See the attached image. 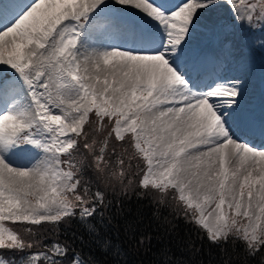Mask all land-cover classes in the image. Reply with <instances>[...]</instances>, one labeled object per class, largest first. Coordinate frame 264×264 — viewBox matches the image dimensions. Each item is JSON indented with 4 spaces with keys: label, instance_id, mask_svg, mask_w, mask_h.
Returning <instances> with one entry per match:
<instances>
[{
    "label": "snow or ice",
    "instance_id": "1",
    "mask_svg": "<svg viewBox=\"0 0 264 264\" xmlns=\"http://www.w3.org/2000/svg\"><path fill=\"white\" fill-rule=\"evenodd\" d=\"M257 53L264 0H0V264H129L145 208L264 264Z\"/></svg>",
    "mask_w": 264,
    "mask_h": 264
},
{
    "label": "trees",
    "instance_id": "2",
    "mask_svg": "<svg viewBox=\"0 0 264 264\" xmlns=\"http://www.w3.org/2000/svg\"><path fill=\"white\" fill-rule=\"evenodd\" d=\"M135 208V205H133ZM144 212V222L141 225L142 233L145 236L150 235L152 237L150 244H145L140 247L138 250L133 247L135 241H127L123 230L121 229L120 238L122 241H125V250L128 251V261L129 264H165L166 257L162 254V249H164L167 244L168 237H164L161 234V231L157 229L156 223L150 220V209L145 208ZM181 237L185 236L186 231H188L183 223L180 225ZM114 231V230H113ZM141 233H138L139 237ZM193 239L196 240L197 246L201 244L199 239H196L195 235L192 234ZM226 256H233L234 253L229 252L225 254ZM168 256L173 258H178L181 256V253L177 251V249L173 246L172 251L168 253ZM189 254H184V259H188ZM195 261H203V264H222V257L220 251L213 245H210L207 240L203 241V250L199 255L194 257ZM235 264V262H233Z\"/></svg>",
    "mask_w": 264,
    "mask_h": 264
},
{
    "label": "rangeland",
    "instance_id": "3",
    "mask_svg": "<svg viewBox=\"0 0 264 264\" xmlns=\"http://www.w3.org/2000/svg\"><path fill=\"white\" fill-rule=\"evenodd\" d=\"M260 59H261V54L260 53H257L255 55V58H254V68H253V71L255 73V76H254V80H256L257 84L255 85V87L253 88V90L251 91V93L255 92V90H258V87H259V80L260 79H263L264 80V77H262V74H261V69H260ZM256 62H258L259 66L256 67ZM253 95V94H252Z\"/></svg>",
    "mask_w": 264,
    "mask_h": 264
}]
</instances>
